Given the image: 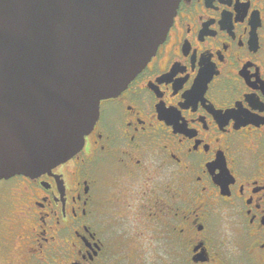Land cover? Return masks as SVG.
Returning a JSON list of instances; mask_svg holds the SVG:
<instances>
[{"label": "flooded vegetation", "instance_id": "flooded-vegetation-1", "mask_svg": "<svg viewBox=\"0 0 264 264\" xmlns=\"http://www.w3.org/2000/svg\"><path fill=\"white\" fill-rule=\"evenodd\" d=\"M0 264H264V0H180L82 150L0 180Z\"/></svg>", "mask_w": 264, "mask_h": 264}, {"label": "water", "instance_id": "water-1", "mask_svg": "<svg viewBox=\"0 0 264 264\" xmlns=\"http://www.w3.org/2000/svg\"><path fill=\"white\" fill-rule=\"evenodd\" d=\"M180 0H0V180L83 148L165 41Z\"/></svg>", "mask_w": 264, "mask_h": 264}]
</instances>
